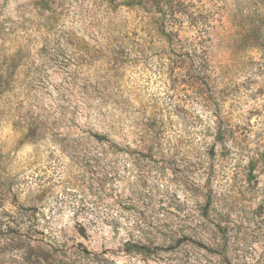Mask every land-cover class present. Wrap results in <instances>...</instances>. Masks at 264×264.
Masks as SVG:
<instances>
[{"label":"rangeland","instance_id":"1","mask_svg":"<svg viewBox=\"0 0 264 264\" xmlns=\"http://www.w3.org/2000/svg\"><path fill=\"white\" fill-rule=\"evenodd\" d=\"M175 1L0 0V264H264V0Z\"/></svg>","mask_w":264,"mask_h":264},{"label":"trees","instance_id":"2","mask_svg":"<svg viewBox=\"0 0 264 264\" xmlns=\"http://www.w3.org/2000/svg\"><path fill=\"white\" fill-rule=\"evenodd\" d=\"M180 6V3H178V1L176 2L175 0H164V3H163V7L160 9V13L163 14V18L164 19H168V18H171V17H175V13L178 11V8ZM176 8V9H175ZM170 11V13H169ZM168 14V15H167ZM165 20L166 24L169 26V19L168 20ZM197 27V28H200L201 24H199V20L196 21L195 18H192L191 19V23ZM204 34H200L198 37H197V42L196 43H193V49L191 50V57L189 56V58H192V61L194 63H205V65L207 66V62L204 60V58H209L207 52H206V48L203 47L199 42L201 41H205L204 40ZM198 45H201L202 47L201 48H197ZM176 58H183V54L181 55H178V57ZM204 68V67H203ZM202 69V67H198L196 68V70L198 72H200ZM139 250L140 249H144L143 247H140L138 248Z\"/></svg>","mask_w":264,"mask_h":264}]
</instances>
